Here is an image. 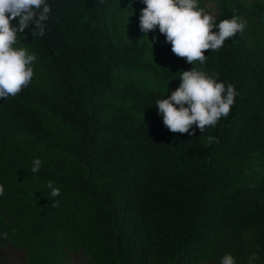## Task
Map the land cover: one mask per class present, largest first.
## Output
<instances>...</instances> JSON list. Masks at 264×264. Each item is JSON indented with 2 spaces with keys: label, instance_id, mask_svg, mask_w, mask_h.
Listing matches in <instances>:
<instances>
[{
  "label": "trees",
  "instance_id": "1",
  "mask_svg": "<svg viewBox=\"0 0 264 264\" xmlns=\"http://www.w3.org/2000/svg\"><path fill=\"white\" fill-rule=\"evenodd\" d=\"M119 2L48 0L44 35L29 34L32 24L17 35L13 47L35 54L47 88L33 73L0 98V237L29 264H63L71 250L94 264H201L244 237L264 262L263 55L241 31L202 50L203 64L154 43L156 65L139 38L111 36ZM219 4L214 23L262 20L259 3ZM192 67L237 92L227 116L203 132L194 124L192 135L171 132L157 115L155 101L174 89L114 84L117 72L140 69L178 86Z\"/></svg>",
  "mask_w": 264,
  "mask_h": 264
},
{
  "label": "clouds",
  "instance_id": "2",
  "mask_svg": "<svg viewBox=\"0 0 264 264\" xmlns=\"http://www.w3.org/2000/svg\"><path fill=\"white\" fill-rule=\"evenodd\" d=\"M144 5L138 17L139 30L144 36L158 28L171 51L178 57H185L186 63L198 60L203 64L206 56L202 50H217L225 41L241 32L245 20L232 16L214 23L209 13L197 6V0H140ZM50 5L48 0H0V98L15 96L33 77L34 53H26L24 48L13 47L17 35L24 33L29 25H34L29 34L42 37L45 21L48 20ZM16 19L14 25L10 21ZM215 28L216 31H210ZM151 43V42H150ZM152 46V44H151ZM179 85L165 98L157 99V115L171 132L192 135L195 128L203 132L206 126H215L222 116H227L237 95L232 84L225 86L215 74L192 67L179 72ZM191 130V131H190ZM208 142L215 137L209 135ZM41 166L39 158L32 161L31 171L37 172ZM50 195H59V189L49 182ZM4 186L0 184V195ZM56 206V201H53ZM220 264H235L230 253L221 257Z\"/></svg>",
  "mask_w": 264,
  "mask_h": 264
},
{
  "label": "rangeland",
  "instance_id": "3",
  "mask_svg": "<svg viewBox=\"0 0 264 264\" xmlns=\"http://www.w3.org/2000/svg\"><path fill=\"white\" fill-rule=\"evenodd\" d=\"M246 6H252L259 3L264 5V0H242ZM220 0H197V6L205 12L213 16L214 21L219 13ZM144 5L140 0H120L118 5V12L116 19L109 22V30L111 36L116 41L130 42L133 37L140 39L141 47L146 52L145 60H149L154 64H158V60H154L149 56L151 44L159 43L162 47L170 46V43L165 42L163 34L158 32V28L150 30L147 36H144L138 27V17L140 9ZM246 22L242 30L247 38L250 48L259 51L264 57V12L260 22L255 15L251 18H243ZM14 25L16 19L12 21ZM151 42V43H150ZM33 73L37 77L39 86L43 91H46L47 80L43 75L37 61L32 62ZM114 84L123 86L125 84H134L138 88L150 90L167 91L169 88L175 90L177 86L171 85L164 81L159 83L149 72L135 69L132 71L122 70L115 74ZM49 90V89H48ZM227 253H230L234 259L235 264H264L263 257L257 246L249 237H244L241 242L230 245ZM221 257L214 260H208L201 264H220ZM0 264H29L26 253L22 248L14 246L6 237H0ZM63 264H94L82 251L71 250L67 251Z\"/></svg>",
  "mask_w": 264,
  "mask_h": 264
}]
</instances>
